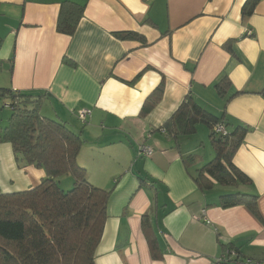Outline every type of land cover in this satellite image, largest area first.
Segmentation results:
<instances>
[{"label":"crops","instance_id":"1","mask_svg":"<svg viewBox=\"0 0 264 264\" xmlns=\"http://www.w3.org/2000/svg\"><path fill=\"white\" fill-rule=\"evenodd\" d=\"M63 1L85 5L71 36L56 32ZM245 2L0 0V90L43 92L40 116L81 134L77 165L111 191L96 264H212L227 246L264 264V0L249 18ZM223 73L228 95L238 92L226 104L212 88ZM189 94L213 116L226 105L247 129L232 164L248 182L195 183L208 161L194 137L173 141L162 131ZM81 110L90 111L84 124ZM141 143L152 156L137 155ZM44 177L0 144L2 193ZM233 193L257 197L261 219L245 206L221 208Z\"/></svg>","mask_w":264,"mask_h":264},{"label":"trees","instance_id":"2","mask_svg":"<svg viewBox=\"0 0 264 264\" xmlns=\"http://www.w3.org/2000/svg\"><path fill=\"white\" fill-rule=\"evenodd\" d=\"M258 3L259 0H246L241 17L249 18ZM84 8L85 5L63 1L56 32L73 35ZM212 88L225 104L238 94L228 95L231 84L225 73ZM260 94L264 96V88ZM3 97L10 100L6 107L11 113L5 127H0V144L11 146L18 165L42 170L45 177L26 191H0V264H96L95 254L107 220L111 191L92 185L86 170L77 165L83 145L81 134L64 122L40 116L39 105L45 98L43 92L0 90V98ZM153 98L148 100L151 105L145 110L157 103L159 95ZM225 106L220 116H213L189 94L163 125L162 131L173 141L194 135L200 123L206 125L212 158L194 178L200 188H204L207 180L222 186L249 181L232 164L247 129L226 114ZM216 125H222L226 135L215 134L213 127ZM67 175L73 177L74 184L70 191L64 192L58 181ZM256 199L233 193L221 196L219 202L223 209L245 206L259 220ZM149 248L154 255V240L149 241ZM153 258L156 259L155 255Z\"/></svg>","mask_w":264,"mask_h":264},{"label":"rangeland","instance_id":"3","mask_svg":"<svg viewBox=\"0 0 264 264\" xmlns=\"http://www.w3.org/2000/svg\"><path fill=\"white\" fill-rule=\"evenodd\" d=\"M8 101L7 97H4L2 100H0V127H5L6 125V119L10 115L11 111L6 107V103ZM42 106L44 105L41 103L39 105V113L43 114L41 112ZM71 128V126H70ZM205 129V130H204ZM207 127L205 124L200 123L197 126V131L194 135L191 137H194L191 142L196 143L198 145V148H196L195 151H197L196 155H201L204 157L205 160L209 161L212 158V153L210 151V144H209V138H208V132ZM195 140V141H194ZM59 187L62 191L68 192L72 189L74 184V179L72 176L67 175L63 176L58 181Z\"/></svg>","mask_w":264,"mask_h":264},{"label":"built area","instance_id":"4","mask_svg":"<svg viewBox=\"0 0 264 264\" xmlns=\"http://www.w3.org/2000/svg\"><path fill=\"white\" fill-rule=\"evenodd\" d=\"M247 36H251L252 32L247 31ZM90 116L89 110H81L77 114V119L80 123H86L87 118ZM213 132L219 135H226L225 128L222 125H216L213 127ZM154 153L153 148L146 146L145 144H139L137 147L138 156L150 157ZM212 264H263L257 260L243 257L241 253L230 246L224 248L222 254Z\"/></svg>","mask_w":264,"mask_h":264}]
</instances>
